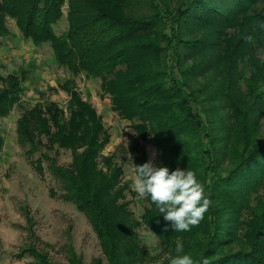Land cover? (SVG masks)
<instances>
[{"label":"trees","instance_id":"trees-1","mask_svg":"<svg viewBox=\"0 0 264 264\" xmlns=\"http://www.w3.org/2000/svg\"><path fill=\"white\" fill-rule=\"evenodd\" d=\"M64 5L67 28L57 35ZM8 18L35 46L49 43L59 66L99 80L134 131L133 171L148 162L139 141L150 143L157 166L194 171L212 202L190 231H174L150 197L136 217L125 158L102 153L110 137L101 116L67 79L58 84L65 109L36 103L18 116L15 133L34 171L42 175L47 160L61 199L90 224L102 258L88 264H170L177 245L197 264H264V0H0V39ZM27 75L0 74V117L19 103ZM3 145L0 133V154ZM59 150L70 151L67 166L56 163ZM140 228L157 237L158 254L143 248ZM66 254L53 261L30 243L17 258L85 264L69 245Z\"/></svg>","mask_w":264,"mask_h":264},{"label":"rangeland","instance_id":"rangeland-1","mask_svg":"<svg viewBox=\"0 0 264 264\" xmlns=\"http://www.w3.org/2000/svg\"><path fill=\"white\" fill-rule=\"evenodd\" d=\"M62 10L64 16L53 26L57 35L67 28L65 5ZM6 26L9 33L0 39V74L5 76L19 68H25L28 75L21 104L14 106L8 120H0V133L7 139L6 151L0 158V264H31L32 258L29 255L17 258L20 250L30 243H34L39 250L47 251L53 261L62 263L66 261V246L69 245L88 264L94 258H102L98 240L90 224L72 203L61 199L60 185L53 178L47 160H42V175L31 167L26 156L27 148L18 144L13 133V121L23 110L31 108L41 99V92H44L43 98L54 101L65 109L68 97L64 91L59 90L58 84L73 79L75 89L95 108L109 133V141L102 153H115L117 158H125L124 180L129 182L130 187L135 173L126 155L129 152L125 145L128 143L127 134H134V131L127 121L111 110L108 96L100 93L98 79L86 78L83 74L73 75L59 66L49 43L34 45L31 50V46L25 41L16 43V35L20 32L15 21L8 18ZM139 143L146 151L147 161L155 156V163L154 146L141 141ZM48 154L54 156L53 151ZM37 157L38 153H35L32 159ZM70 161V151L59 150L56 163L67 166ZM50 189L54 191V197L49 195ZM126 199L130 202V209L138 217L145 207L144 199L139 198L136 193H126ZM139 234L143 248L153 255L160 252L158 239L152 232L140 228Z\"/></svg>","mask_w":264,"mask_h":264},{"label":"clouds","instance_id":"clouds-1","mask_svg":"<svg viewBox=\"0 0 264 264\" xmlns=\"http://www.w3.org/2000/svg\"><path fill=\"white\" fill-rule=\"evenodd\" d=\"M259 27L264 28V23ZM246 42H253V36L245 35ZM127 148V145H125ZM128 160H132L126 152ZM153 159L138 166H134L132 191L141 199L149 198L156 205L165 221L171 222L176 232L190 231L199 225L204 214L211 206V200L205 193L204 185L197 179L192 170L177 168L170 172L167 167L157 166ZM167 227L164 231H167ZM177 255L170 259V264H197L192 256L183 253V246L177 245ZM203 264H208L203 260Z\"/></svg>","mask_w":264,"mask_h":264},{"label":"crops","instance_id":"crops-1","mask_svg":"<svg viewBox=\"0 0 264 264\" xmlns=\"http://www.w3.org/2000/svg\"><path fill=\"white\" fill-rule=\"evenodd\" d=\"M23 41H25L27 44H29L31 47L29 48V50H31V49H33L34 48V44H33V42L31 41V39H27V38H24L20 33H18L17 35H16V38H15V42L16 43H22ZM24 90H25V87H24ZM23 93H24V91H23ZM39 97L41 98L39 101H37L36 103H40V102H42L43 100H46L45 98H43L44 97V92L42 93H40V95H39ZM21 98H22V96H21ZM49 100V99H48ZM19 103L21 104V99H20V101H19ZM35 103V104H36ZM34 104V105H35ZM33 105V106H34ZM15 106V105H14ZM14 106H13V108H14ZM12 108V109H13ZM12 109H11V111H12ZM11 111L9 112V114L7 115V116H5V117H0V120H4V121H6V120H8V117H9V115H10V113H11ZM18 118V117H17ZM16 121V120H15ZM15 121H13V126H12V128H13V133L16 135V133H15ZM6 142H7V139H5L4 138V145H3V147H2V151H1V154H0V158H1V155L3 154V153H5V151H6V147H7V145H6Z\"/></svg>","mask_w":264,"mask_h":264}]
</instances>
